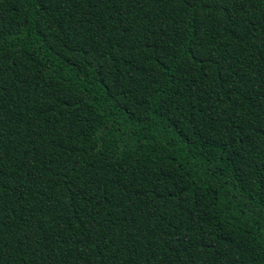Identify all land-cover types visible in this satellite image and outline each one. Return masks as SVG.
<instances>
[{"label":"trees","instance_id":"16d2710c","mask_svg":"<svg viewBox=\"0 0 264 264\" xmlns=\"http://www.w3.org/2000/svg\"><path fill=\"white\" fill-rule=\"evenodd\" d=\"M0 264H264V0H0Z\"/></svg>","mask_w":264,"mask_h":264}]
</instances>
